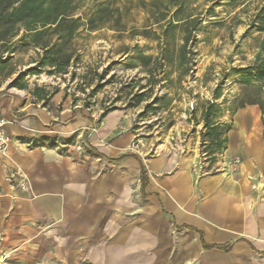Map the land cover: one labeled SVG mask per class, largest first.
<instances>
[{"label":"crops","instance_id":"0c3cea01","mask_svg":"<svg viewBox=\"0 0 264 264\" xmlns=\"http://www.w3.org/2000/svg\"><path fill=\"white\" fill-rule=\"evenodd\" d=\"M99 115L60 92L37 106L0 95L10 139L0 153V251L20 264H264L257 106L235 112L227 133L225 153L242 160L236 173L195 168L198 146L135 155L132 132L117 128L123 110L95 126ZM14 169L27 192L9 182Z\"/></svg>","mask_w":264,"mask_h":264},{"label":"rangeland","instance_id":"374dc122","mask_svg":"<svg viewBox=\"0 0 264 264\" xmlns=\"http://www.w3.org/2000/svg\"><path fill=\"white\" fill-rule=\"evenodd\" d=\"M191 1L202 20L183 65L175 60L183 43L180 29L164 30L153 24L144 9L150 0H74V16H81L84 22L95 18L101 26L89 29L84 25L67 42L66 47L73 51L68 72L49 74L50 67H45L41 73L31 74L30 68H38L43 51L19 26L6 44L0 43V95H20L37 106L43 102L31 91L36 87L45 93L57 90L73 106L89 113L99 111L95 126L101 124L105 112L123 110L125 119L117 128L132 132L128 151L138 156L150 157L183 146L186 152L198 146L200 152L207 101L216 103L214 117L221 125L231 124L241 106H252L254 101L264 104V78L257 77L260 72L256 68L241 70L263 59L257 55L264 30L252 22L264 0ZM141 54L152 57L148 66ZM149 68L155 76L148 81ZM18 80L26 88L15 86ZM135 137L145 143L139 151L131 148ZM200 158L205 169L215 167L216 161L201 153ZM16 261L9 257L0 264H20Z\"/></svg>","mask_w":264,"mask_h":264},{"label":"trees","instance_id":"16d2710c","mask_svg":"<svg viewBox=\"0 0 264 264\" xmlns=\"http://www.w3.org/2000/svg\"><path fill=\"white\" fill-rule=\"evenodd\" d=\"M74 0H0V43L6 44L15 34L19 26L26 31L30 41L42 49L43 53L38 60V68H30L31 74L41 73L45 67L49 74H64L68 72L73 58L71 47H66L67 42L74 37L78 29L84 25L89 29L100 28L95 18L83 21L81 16H74ZM145 3V2H144ZM191 0H150L144 4V9L153 24L160 25L165 29L179 28L183 43L176 55V61L183 65L186 58L190 41L195 39V32L202 20L201 13H194ZM252 24L264 30V7L256 14ZM54 41H52V39ZM9 48V47H7ZM263 55L260 64L244 67L243 71H252L256 68L260 73L257 77L264 78V39L260 45L257 58ZM150 55H140L144 66H148ZM149 80L154 78L152 69H147ZM182 73H179V76ZM15 86L23 89L26 84L19 80ZM57 92L45 93L44 89L36 87L32 93L36 99L46 104ZM258 105L264 114V104L258 101L251 102ZM244 106H241L243 108ZM217 112L216 103L207 101L203 110L202 119L205 130L202 132L201 155L207 160L216 161L217 156L227 149V133L231 129L229 125H221L214 117ZM225 125V128L222 127ZM98 153V152H97ZM100 154V153H99ZM142 188L147 184V175L144 165L141 172ZM205 246H207L205 244Z\"/></svg>","mask_w":264,"mask_h":264},{"label":"built area","instance_id":"2783aa9c","mask_svg":"<svg viewBox=\"0 0 264 264\" xmlns=\"http://www.w3.org/2000/svg\"><path fill=\"white\" fill-rule=\"evenodd\" d=\"M7 121L5 118L0 117V153L5 154L9 147V136L6 129ZM145 143L142 138H136L131 142V148L139 151L141 147H144ZM203 159L200 158L198 162L194 163L195 168H201ZM241 157L238 155H227L225 151L217 156L216 164L218 165L217 169L227 170L231 173H236L241 167ZM204 168V167H202ZM9 182L12 185H16L23 192L29 190V182L27 177L19 170H12L7 176ZM253 190H260L262 196L264 197V175L260 174L255 183L252 184ZM10 257L9 253L5 251H0V261L3 262Z\"/></svg>","mask_w":264,"mask_h":264}]
</instances>
